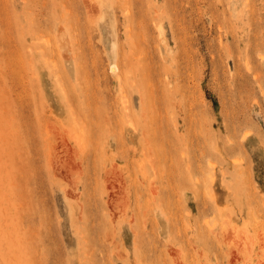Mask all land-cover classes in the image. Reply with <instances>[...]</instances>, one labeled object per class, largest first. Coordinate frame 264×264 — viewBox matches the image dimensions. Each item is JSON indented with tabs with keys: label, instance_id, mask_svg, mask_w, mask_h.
I'll return each instance as SVG.
<instances>
[{
	"label": "rangeland",
	"instance_id": "rangeland-1",
	"mask_svg": "<svg viewBox=\"0 0 264 264\" xmlns=\"http://www.w3.org/2000/svg\"><path fill=\"white\" fill-rule=\"evenodd\" d=\"M0 264H264V0H0Z\"/></svg>",
	"mask_w": 264,
	"mask_h": 264
}]
</instances>
